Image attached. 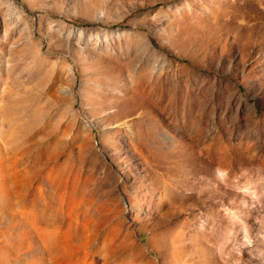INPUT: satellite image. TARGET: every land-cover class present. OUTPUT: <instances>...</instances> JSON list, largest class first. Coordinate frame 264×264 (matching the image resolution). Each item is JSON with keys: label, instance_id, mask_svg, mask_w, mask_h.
<instances>
[{"label": "rangeland", "instance_id": "1", "mask_svg": "<svg viewBox=\"0 0 264 264\" xmlns=\"http://www.w3.org/2000/svg\"><path fill=\"white\" fill-rule=\"evenodd\" d=\"M0 264H264V0H0Z\"/></svg>", "mask_w": 264, "mask_h": 264}]
</instances>
